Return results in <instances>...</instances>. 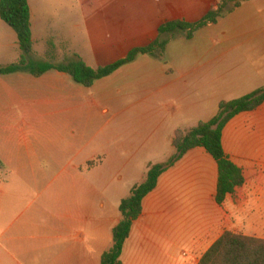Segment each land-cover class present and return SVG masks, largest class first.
<instances>
[{"label":"crops","instance_id":"obj_1","mask_svg":"<svg viewBox=\"0 0 264 264\" xmlns=\"http://www.w3.org/2000/svg\"><path fill=\"white\" fill-rule=\"evenodd\" d=\"M28 1L32 59L62 63L78 54L94 69L151 45L164 24L195 23L220 4L167 0L164 7H150L147 0H136L137 6L129 10L119 0L117 7L84 10L83 16L97 17L76 26H85L88 40L83 44V30L72 42L60 30L47 27L51 19L41 17L73 15V10L39 8L46 0ZM201 13L203 17L196 19ZM215 27L216 36L204 40L192 55L170 56V43L179 35H164L169 44L162 55L141 54L91 88L74 85L69 75L58 71L40 78L26 73L0 76V206L1 224L5 223L0 264H41V254L50 253L59 255L55 264H101L113 246V229L122 220V200L146 181L150 165L166 164L176 156V131L210 121L222 101L264 87V0H251L200 30ZM39 43L44 45L40 50ZM20 57L16 33L0 19V66L17 63ZM75 126L81 134L93 126L98 129L96 153L84 155L83 148L69 142ZM222 143L225 154L242 169L244 185L218 204L217 161L204 148L189 151L162 173L144 199L121 264H199L225 232L262 238L264 103L234 117L224 128ZM57 148L71 160L84 158L69 167L85 170V194L77 199L70 193L60 200L51 228H42L35 218L20 223V215L6 224L20 206L19 191L37 186L19 178L31 174L34 180L46 174L42 155L56 167ZM43 209L49 212L46 202Z\"/></svg>","mask_w":264,"mask_h":264},{"label":"trees","instance_id":"obj_2","mask_svg":"<svg viewBox=\"0 0 264 264\" xmlns=\"http://www.w3.org/2000/svg\"><path fill=\"white\" fill-rule=\"evenodd\" d=\"M251 0H220L216 10L210 11L195 23L174 21L159 29V38L151 45L132 50L128 56L112 65L92 68L78 55L73 54L62 63L32 59L33 34L31 9L28 0H0V19L14 30L17 35L21 57L17 63L0 66V76L26 73L40 78L50 71L69 75L73 81L85 88H91L96 81L104 79L124 65L130 64L141 54L162 55L168 44L164 35H183L192 40L197 31L210 24H217L229 14ZM264 103V87L255 92L231 101L219 104L217 115L207 122H201L190 130H178L173 139L177 150L166 164L150 165L147 179L141 185H135L130 196L122 200L119 210L122 220L113 229V246L102 256L101 264H121L120 258L124 244L129 238L133 223L142 214L144 199L155 190L162 173L185 154L195 148H204L217 161L219 181L216 200L222 205L227 195L245 183L242 169L235 165L225 154L222 136L226 125L237 115L258 109ZM199 264H264V239L225 232L202 257Z\"/></svg>","mask_w":264,"mask_h":264},{"label":"rangeland","instance_id":"obj_3","mask_svg":"<svg viewBox=\"0 0 264 264\" xmlns=\"http://www.w3.org/2000/svg\"><path fill=\"white\" fill-rule=\"evenodd\" d=\"M43 1V0H42ZM119 0H46L43 3L39 4V8L46 7L50 9H62V10H73V15L65 14L61 16H54V15H42L44 19H51L50 24L47 23V27L51 30H60L63 36H67L71 38L72 42L75 40V36L78 30H83L82 32V43L87 44V35L85 32V26H82L78 29L76 26L78 24L85 25L88 21L94 20L97 16L94 14H89L83 16L82 13L85 12L84 10H96L107 7H117V2ZM136 0H121V7L129 8L132 10V6H137ZM147 6L152 7H164L167 0H147ZM141 6V5H138ZM144 6V4L142 5ZM70 11H67V13ZM132 12V11H129ZM196 19H201L203 17L202 13L196 16ZM60 19V20H59ZM224 22V21H223ZM40 31V30H38ZM37 31V32H38ZM42 31V30H41ZM49 31V30H48ZM217 31V27L208 30H199L196 34L195 40L189 41L183 35H179L175 37L170 43L168 54L170 56L180 55H192L196 53L198 49L203 47L204 40H208L216 36L214 34ZM211 32V34H210ZM214 34V35H213ZM44 47L43 44L39 43L37 49L40 50ZM77 49V48H76ZM73 84L76 83L73 81ZM78 85V84H77ZM78 126L72 128V137L68 136L69 142H71L74 146L78 149L83 148L84 155H92L96 153L97 150V131L98 129L93 126L89 129V132L86 134H81L77 132ZM87 150V151H85ZM56 159L58 164L56 167L53 164L54 160L47 159L43 155L41 157V168L42 170H46V174H42L41 176H36L33 180L31 174L25 176L24 180L19 178L20 182L25 183H32L33 186L31 188H24L20 193H23V196L19 197V208L17 212H14L13 215H9L6 224L11 222V219L20 215L19 222L20 223H29L30 219L35 218L37 220L35 223L39 224L42 228H51L54 223L53 213L59 212L60 209V200L63 202L66 197L72 193L73 198L80 199L82 198L81 192V185L82 180L86 176V172L83 169L82 171H76L73 168H70V163L78 164L83 161V157L80 159H75L73 156V160L71 157L64 156V153L61 152L60 148H57ZM45 167V168H44ZM44 168V169H43ZM50 172V173H49ZM15 177V176H14ZM36 182L37 184H34ZM1 199V198H0ZM1 201V200H0ZM46 204L49 206V212H44L43 205ZM55 203V209L53 210V204ZM13 216V217H11ZM11 217V218H10ZM10 218V219H9ZM1 206H0V232L4 229V224H1ZM256 225V224H255ZM261 226V224H259ZM46 231V230H44ZM44 231H40L42 234ZM260 235H262L261 239H264V224L263 227L261 226ZM57 257L59 255L56 253ZM56 255L53 253L50 254H41V264H55L54 259Z\"/></svg>","mask_w":264,"mask_h":264}]
</instances>
